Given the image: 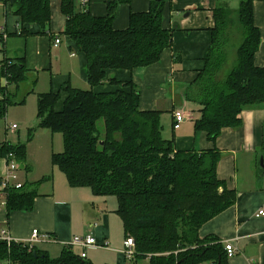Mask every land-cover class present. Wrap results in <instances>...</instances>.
<instances>
[{
    "label": "trees",
    "instance_id": "1",
    "mask_svg": "<svg viewBox=\"0 0 264 264\" xmlns=\"http://www.w3.org/2000/svg\"><path fill=\"white\" fill-rule=\"evenodd\" d=\"M88 1V0H87ZM240 0L239 8L219 5L213 11L215 26L206 64L185 87L186 101L199 107L196 131H205L215 142L225 128L243 124L248 105H264V65L255 63L261 32L254 20V2ZM19 17L15 34H32L29 26L46 34L52 19L51 0H3ZM108 3L105 16L94 15L77 0H61L67 18L65 35L87 59L90 89L66 83L59 91L38 94V120L53 133L60 132L64 151L53 152L52 164L72 187H88L94 195L117 199V210L125 236L136 241L132 264L148 258L150 264H229L219 237H200L202 225L235 204L237 191L218 177L221 151L177 148L174 139L163 136L161 110H142L141 92L133 81L111 78L115 91L94 90L104 83L108 70L133 71L158 62L173 44V28L165 25L166 1L154 0L147 11L130 14L125 29L113 26L119 3ZM242 42L232 69L223 75L230 44V29L236 22ZM29 69L20 59L0 61V119L17 101ZM36 80V79H35ZM32 92L34 89L31 90ZM66 97L57 108L61 94ZM103 121V127L98 122ZM174 126V123H173ZM26 144L0 143L1 161L9 152L25 158ZM38 185V183L36 182ZM35 189H11L6 209L30 211ZM36 252V253H35ZM0 259L10 264H93L82 253L66 246L58 258L34 247L0 241Z\"/></svg>",
    "mask_w": 264,
    "mask_h": 264
},
{
    "label": "crops",
    "instance_id": "2",
    "mask_svg": "<svg viewBox=\"0 0 264 264\" xmlns=\"http://www.w3.org/2000/svg\"><path fill=\"white\" fill-rule=\"evenodd\" d=\"M113 1L88 0L84 4L77 0V8L85 5L94 15L105 16L108 3ZM153 1L129 0L119 3L113 21L114 28H127L130 14L147 11ZM165 1L164 23L168 28H173L172 47L165 49L160 60L152 65L133 71L108 70L104 83L94 90L101 92L118 89V85L110 82L111 78L133 81L141 92L142 110H162L164 113L162 108L165 106V110L173 116V123L177 110H183L194 121L199 117V107L186 101L185 87L196 79L206 64L212 43V28L215 26L214 9L224 4L230 6L232 0ZM51 14L48 33L37 34L39 28L31 25L29 29L32 34H15L19 27V17L0 0V28L4 27L9 35L4 40L0 38L5 57L20 59L25 63L29 75H32L33 92L39 82L40 73L43 72L54 76L50 90L59 91L66 83L76 88L79 85L80 89H90L86 56L64 33L67 18L62 12L61 0H51ZM254 20L261 32L255 63L263 66L264 1L254 2ZM57 36L61 40L58 45L55 44ZM55 70L62 73L54 75ZM31 90L21 99L33 93ZM65 97L66 94L62 93L58 109L63 107ZM241 115L242 126L237 129L225 128L215 142L209 141L205 131H197L195 137L188 140L175 138L174 143L177 148L185 150L217 147L221 151L218 177L226 182L229 189L237 191L235 204L205 222L200 228V237L215 235L224 246L228 242L232 243L237 253L229 258V264H264V216H257L259 209L264 206V105H248ZM183 124L184 122L181 125ZM196 139H199L200 144ZM260 159L262 167L259 165ZM27 169L31 170L29 164ZM2 170L1 163L0 172ZM20 180L37 191L34 207L30 211L9 212L1 206L0 201V232L7 228L10 235L19 240L30 238L34 229L48 233L54 240L38 242L35 247L47 252L52 258H58L63 249L70 246L75 236L86 235L91 230L98 244L106 246L88 247L85 250L72 245L75 252H85V258L93 264H128L129 260L123 250L126 236L122 220L116 212L117 204L111 213L107 197L94 195L88 187L70 186L66 176L64 180L59 178V184L56 178L51 187L44 191L40 190V184L29 182L27 176L23 178L20 175ZM98 251L104 254L98 255ZM0 264L10 262L0 259Z\"/></svg>",
    "mask_w": 264,
    "mask_h": 264
},
{
    "label": "rangeland",
    "instance_id": "3",
    "mask_svg": "<svg viewBox=\"0 0 264 264\" xmlns=\"http://www.w3.org/2000/svg\"><path fill=\"white\" fill-rule=\"evenodd\" d=\"M82 2V0H81ZM240 0H232L230 7L234 10L239 8ZM234 13L236 19L235 24L230 29V44L227 49V63L224 67V72L222 76H225L235 64L236 61V51L242 42L241 30L239 24L237 23V17ZM2 44L0 41V60L5 58V54L2 51ZM61 71L62 68H60ZM60 70H55L53 73H62ZM53 77L48 72L40 73L39 82L35 88V92L27 95L23 103L10 105L8 112L4 118L0 119V143L8 142L16 146L19 144H26V156L25 158L18 159L19 166V176L26 178L29 182H37L40 184V190L44 191L51 187V183L57 178L58 184L60 183L59 178H65L64 173L57 168L53 167L52 155L53 152L62 153L64 151V139L60 132L53 133L50 129L40 125L38 120V94L45 92L53 87ZM32 75H29L28 80H26L20 87V92L18 94L17 101H20L21 97H24L28 91L32 89ZM77 88H81L79 85ZM48 92V91H47ZM163 106V111L161 114V125L163 136L169 138L170 140L175 138H181L183 140H188L195 137L197 133L195 129L194 121L189 118V114L184 124L178 128L173 126V116L165 110ZM162 111V110H161ZM11 124H16L18 126L17 130H10L8 126ZM98 127L101 129L103 127V121L98 122ZM196 142L200 144L199 139ZM175 144V143H174ZM60 151V152H59ZM31 167V170L27 169V165ZM259 165L262 167L261 159ZM56 170V172H55ZM59 172V173H58ZM57 173L59 176H57ZM57 176V177H56ZM67 179V178H66ZM91 190L90 188H87ZM108 207L112 213L114 205L117 204L116 197H107ZM125 243V240H124ZM125 250V248L123 249ZM98 255L104 254L102 251L97 252ZM148 258L141 259L139 264H149ZM128 264H132V261H128Z\"/></svg>",
    "mask_w": 264,
    "mask_h": 264
},
{
    "label": "built area",
    "instance_id": "4",
    "mask_svg": "<svg viewBox=\"0 0 264 264\" xmlns=\"http://www.w3.org/2000/svg\"><path fill=\"white\" fill-rule=\"evenodd\" d=\"M84 4H86L87 0H82ZM8 33L5 28H0V38L2 40L8 37ZM60 38L57 36L55 39V44L58 45L60 43ZM188 115L183 110H177L174 113V127L178 128L181 126L183 122L187 119ZM18 126L16 124H11L8 126L10 130H17ZM3 170L0 172V198H1V206L6 208L7 205V193L11 189H21L25 186L24 182L20 180L19 176V166L17 155L15 152H9L5 158L1 161ZM257 216H264V206L259 209ZM97 226V224H94ZM54 240L53 237L44 232H40L38 229H34L30 238L26 240L14 239L7 228L2 229L0 232V241H6L8 244L15 242L19 244H23L27 246L29 250H32L35 247V244L42 241H50ZM80 246L86 250L88 247H104L105 244H98L96 237L93 232L90 230L86 235H77L75 236L70 246ZM125 257L132 261L135 257L136 251V241L132 236H127L125 239ZM225 250L227 252L228 258H232L237 253L235 246L228 242L225 244ZM82 257H86V253H82ZM255 264V263H250Z\"/></svg>",
    "mask_w": 264,
    "mask_h": 264
},
{
    "label": "water",
    "instance_id": "5",
    "mask_svg": "<svg viewBox=\"0 0 264 264\" xmlns=\"http://www.w3.org/2000/svg\"><path fill=\"white\" fill-rule=\"evenodd\" d=\"M186 15H188V14H186ZM36 253V252H35Z\"/></svg>",
    "mask_w": 264,
    "mask_h": 264
}]
</instances>
